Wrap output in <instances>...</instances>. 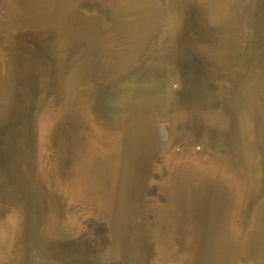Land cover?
Wrapping results in <instances>:
<instances>
[{
	"label": "bare ground",
	"instance_id": "bare-ground-1",
	"mask_svg": "<svg viewBox=\"0 0 264 264\" xmlns=\"http://www.w3.org/2000/svg\"><path fill=\"white\" fill-rule=\"evenodd\" d=\"M84 1L0 0V264H102L98 216L125 264L264 263V75L244 0H90L112 30ZM203 131L211 155L193 148ZM143 154L166 168L167 205L129 194Z\"/></svg>",
	"mask_w": 264,
	"mask_h": 264
},
{
	"label": "rangeland",
	"instance_id": "rangeland-1",
	"mask_svg": "<svg viewBox=\"0 0 264 264\" xmlns=\"http://www.w3.org/2000/svg\"><path fill=\"white\" fill-rule=\"evenodd\" d=\"M243 4H244V7H243ZM243 4L241 5V8H242L241 11L242 12L240 11V16H239L238 22L239 23L242 22V23H240V25L242 27L241 26L240 27H241L242 35L245 36V40L247 41L248 44H251V46L253 45V48L255 49L254 50L255 71L264 75V0H246V1L244 0ZM79 7L83 11L95 15L96 18L98 19V23L100 24V26L103 29L112 30L114 28L115 22H114V19L112 16L111 9L109 7L104 6L100 1L96 2V1L86 0V1L82 2L79 5ZM246 16H247V18H246ZM243 33H245V34H243ZM159 63L160 62L154 64V66L159 65ZM116 103L112 104L110 107L114 108L116 110L115 113H118L119 115L112 117V114L109 113V112H111V109H112L110 107L107 111L108 112L107 113L108 119L113 120L115 118L113 121H115V120L119 121V120H117L118 119L117 117L120 118L123 116V114L126 113V111L123 109V106H120L119 103L118 104H116ZM108 114L111 116H108ZM203 135H204V131L200 133L199 137L196 140V143L193 145V148H196L197 145H202L204 148H202L201 150H203L205 152V154L211 155L213 152V149H214L213 145L204 139V136H206V134L204 136ZM0 154H1L0 155V164H2L6 161L7 157L4 156L3 151L1 149H0ZM139 158H140V159H138L139 161L136 159L133 161L135 164L132 163V165H131V170L133 171V172L131 171V181L134 182V183L131 182L129 184V194H130L131 198L135 201V203H137L139 206L144 207V208H150L151 205L156 204L157 202H158V204L161 203V206H163L164 204L165 205L169 204L168 203L170 201L169 194H167L168 192L164 188V183H165L164 181L167 179L166 178L167 171H166L165 166H163V165L161 166V163L160 162L158 163L157 159H152L147 154H143ZM150 161H151V163H150ZM6 166H8V165L6 164L5 167ZM235 166L238 167L237 161L235 163ZM155 172L158 173L157 176H155ZM132 177L135 179H133ZM133 180H135V181H133ZM142 183L144 186L142 185ZM144 187H145V189H144ZM134 191H135V193H134ZM138 201H140L141 203H139ZM162 202H163V204H162ZM147 213H148L150 224L152 223L151 225H154L155 219H154V215H153V210H148ZM108 225H109L108 221H106L104 218H102L100 216L90 217L87 220V235L90 237L91 241L93 240V237L95 236L96 239L94 238L93 243L95 244V246H97V249L98 248L104 249V251H105L104 258L105 259L103 260L102 264H125L124 250L122 249L121 251H117V250L113 249L115 247L114 246L115 245L114 238H113L111 230H110L111 229L110 225L109 226ZM104 235H105V237H104ZM125 238H126V235L123 234V240ZM152 243H153L152 241H150V240L148 241V239H146V238L142 239V243H141L140 248H139V253L143 257L146 256L144 258H148L153 253L154 244H152ZM151 245H152V247H151ZM150 247H151V249H150ZM51 257L53 259H57L58 261H66V258L64 257V253H62L59 250H55L52 253ZM73 261L75 262V259ZM73 261H69L68 263L73 264L72 263ZM145 262H143V263L146 264ZM257 264H264V263H257Z\"/></svg>",
	"mask_w": 264,
	"mask_h": 264
},
{
	"label": "water",
	"instance_id": "water-1",
	"mask_svg": "<svg viewBox=\"0 0 264 264\" xmlns=\"http://www.w3.org/2000/svg\"><path fill=\"white\" fill-rule=\"evenodd\" d=\"M127 105V104H126ZM242 106V105H241ZM243 107V106H242ZM116 112V110L115 109H111V114H112V117L113 116H116V115H119L118 113H115ZM108 116H111V115H108ZM161 159H160V157H158L157 158V162L159 163V161H160ZM31 175H32V182L33 183H35V180H34V177H33V173L31 172ZM158 175V173H156L155 172V176H157ZM39 194H40V197H41V199H42V201L45 203V200L43 199V197H42V195H41V193L40 192H38ZM46 206V205H45ZM46 208H47V206H46ZM246 217V216H245ZM246 219V218H245ZM99 227V226H98ZM99 232V231H98ZM94 238H95V236L93 237V242H94ZM96 239V238H95ZM68 246V245H67ZM68 253H71L72 254V250H71V248H69L68 247ZM92 253H93V255H96V253H97V246H94L93 248H92ZM238 262H240V263H242V262H244L243 261V259H242V257H239V261Z\"/></svg>",
	"mask_w": 264,
	"mask_h": 264
}]
</instances>
